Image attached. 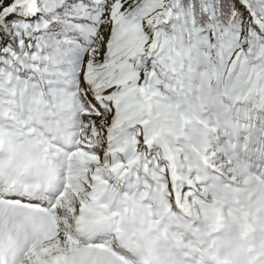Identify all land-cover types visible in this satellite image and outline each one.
I'll return each instance as SVG.
<instances>
[{"label": "snow or ice", "instance_id": "6c2138e0", "mask_svg": "<svg viewBox=\"0 0 264 264\" xmlns=\"http://www.w3.org/2000/svg\"><path fill=\"white\" fill-rule=\"evenodd\" d=\"M0 264H264V0H0Z\"/></svg>", "mask_w": 264, "mask_h": 264}]
</instances>
